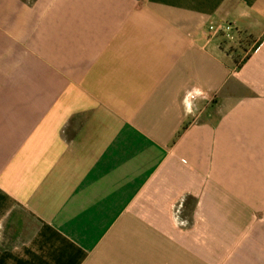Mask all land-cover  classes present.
Here are the masks:
<instances>
[{
    "label": "crops",
    "instance_id": "1",
    "mask_svg": "<svg viewBox=\"0 0 264 264\" xmlns=\"http://www.w3.org/2000/svg\"><path fill=\"white\" fill-rule=\"evenodd\" d=\"M0 264H264V0H0Z\"/></svg>",
    "mask_w": 264,
    "mask_h": 264
},
{
    "label": "built area",
    "instance_id": "2",
    "mask_svg": "<svg viewBox=\"0 0 264 264\" xmlns=\"http://www.w3.org/2000/svg\"><path fill=\"white\" fill-rule=\"evenodd\" d=\"M209 32L213 37H223L229 42L236 40V30L233 24L230 23H214L209 25Z\"/></svg>",
    "mask_w": 264,
    "mask_h": 264
},
{
    "label": "rangeland",
    "instance_id": "3",
    "mask_svg": "<svg viewBox=\"0 0 264 264\" xmlns=\"http://www.w3.org/2000/svg\"><path fill=\"white\" fill-rule=\"evenodd\" d=\"M235 35H236V37H238V34L237 33H235ZM245 42H247L246 39L240 38L238 40V38H237L233 42H229L228 41V45H229L231 51H234L235 53H240L241 56L243 57L244 54H245L244 53V49L246 48V45H247Z\"/></svg>",
    "mask_w": 264,
    "mask_h": 264
}]
</instances>
